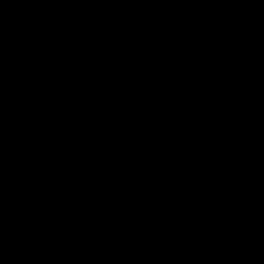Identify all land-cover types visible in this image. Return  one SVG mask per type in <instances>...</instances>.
<instances>
[{
	"label": "water",
	"instance_id": "water-1",
	"mask_svg": "<svg viewBox=\"0 0 264 264\" xmlns=\"http://www.w3.org/2000/svg\"><path fill=\"white\" fill-rule=\"evenodd\" d=\"M0 264H264V0H0Z\"/></svg>",
	"mask_w": 264,
	"mask_h": 264
}]
</instances>
